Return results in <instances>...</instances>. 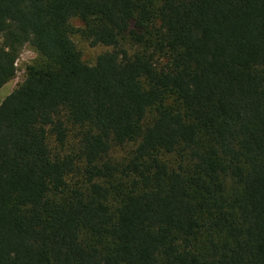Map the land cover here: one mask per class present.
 <instances>
[{
  "label": "trees",
  "instance_id": "obj_1",
  "mask_svg": "<svg viewBox=\"0 0 264 264\" xmlns=\"http://www.w3.org/2000/svg\"><path fill=\"white\" fill-rule=\"evenodd\" d=\"M26 45L0 264H264V0H0V90Z\"/></svg>",
  "mask_w": 264,
  "mask_h": 264
},
{
  "label": "rangeland",
  "instance_id": "obj_2",
  "mask_svg": "<svg viewBox=\"0 0 264 264\" xmlns=\"http://www.w3.org/2000/svg\"><path fill=\"white\" fill-rule=\"evenodd\" d=\"M73 24L77 27H81L82 24L79 20H74ZM73 40L76 43L78 49L82 52L83 60L90 64L94 65L96 63L97 57L107 51L110 48H107L103 45L91 46V44L83 39L80 35H74ZM40 61V55L38 52L31 46L26 45L17 60V72L14 78H12L7 84H5L0 90V105L5 100V98L10 95L19 85H21L25 79L27 74V68ZM133 148L132 145L117 149L114 152V156L117 158H121L126 156L128 152Z\"/></svg>",
  "mask_w": 264,
  "mask_h": 264
}]
</instances>
